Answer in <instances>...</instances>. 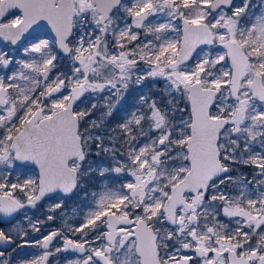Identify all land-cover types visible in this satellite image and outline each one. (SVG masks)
<instances>
[{
  "label": "snow or ice",
  "instance_id": "obj_1",
  "mask_svg": "<svg viewBox=\"0 0 264 264\" xmlns=\"http://www.w3.org/2000/svg\"><path fill=\"white\" fill-rule=\"evenodd\" d=\"M29 38L0 49V216L85 203L18 264H264V0H0Z\"/></svg>",
  "mask_w": 264,
  "mask_h": 264
},
{
  "label": "flooded vegetation",
  "instance_id": "obj_2",
  "mask_svg": "<svg viewBox=\"0 0 264 264\" xmlns=\"http://www.w3.org/2000/svg\"><path fill=\"white\" fill-rule=\"evenodd\" d=\"M237 3H239V0H236ZM254 3L258 2V0H253ZM259 9H257L258 11ZM42 37H49L54 38V36L49 32H41ZM31 39L22 40L19 44L15 46H10L7 44V42H4L0 40V49H10L11 53L14 54L17 58H24L23 57V48L27 46V44L31 43ZM163 81H156V90L153 91L152 96H155L159 91H161ZM151 84L152 81H146L144 85H141L140 88H142L145 92L151 91ZM136 88H130L129 90ZM130 92V91H129ZM151 93V92H150ZM95 114V113H94ZM34 168V166H32ZM233 174L237 173L235 168H233ZM238 169L242 171H248L251 173L253 171L252 168L246 167L244 165H240ZM30 175H35L34 171L29 172ZM247 178L251 179V175H247ZM44 202H42L43 204ZM71 202L69 201L66 204V209H70ZM27 216L31 219V221H43V223L39 224L40 231L34 232L30 226L29 219L25 218V210H22L21 212L15 213L13 217H6V216H0V230H3L5 234H11L14 237V241L12 245H3L0 244V250L5 252V256H10L12 261L15 262V264H18L19 260L21 258H31L33 255H37L40 253V249L34 244L32 246L25 244L23 247H19L24 240H27L29 242H35L38 238H41L44 235H47L50 231L56 230V221L53 220L51 223H47L46 221V215L44 214H38L36 213L35 209L28 210ZM24 231L27 232L28 235L21 238L20 232ZM54 245L60 246L62 245V241L57 238L54 240ZM13 249H15L13 251ZM78 258V254L74 252H60L53 257L50 258L51 262L53 264H68V261L74 260Z\"/></svg>",
  "mask_w": 264,
  "mask_h": 264
},
{
  "label": "rangeland",
  "instance_id": "obj_3",
  "mask_svg": "<svg viewBox=\"0 0 264 264\" xmlns=\"http://www.w3.org/2000/svg\"><path fill=\"white\" fill-rule=\"evenodd\" d=\"M43 38L51 39L49 37H43ZM60 70L67 71L66 62H63V61L61 62ZM155 83H156V81H152L150 90L151 89L153 91L156 90L157 87H156ZM152 90L151 91H147L148 94L151 95V96H152V93H153ZM153 97H160V98L166 99V96H165V93H164V82L162 83L161 91H159ZM102 158H104L103 154H101V156H92V157H90V159L93 160V161H98V160H100ZM240 165H242V164L233 165V168H235V170L237 172V173H235L233 175H237V176L243 175L245 177L247 175H251V176L253 175V171L251 173H249L248 171H242V170L238 169V167ZM92 183H94V181H90L89 183L85 184V189H90ZM70 202H71L70 209H66V207H64L62 210H57V218L55 219V221H56L55 225H56L57 229H63L64 228V223L63 222H64L65 219L68 220L69 224H77V223H79L78 217L81 214V210H82V208L84 206V203H85L84 192H81L80 196L75 197L73 200H70ZM51 203H52L51 201H48L47 203L44 202L43 203V207H38L37 209H35L36 213L47 215L48 214V207H49V205ZM27 212H28V210H25V213H27ZM61 212L63 214H59ZM46 221H47V219H46ZM47 223L49 224V223H51V221H47Z\"/></svg>",
  "mask_w": 264,
  "mask_h": 264
},
{
  "label": "water",
  "instance_id": "obj_4",
  "mask_svg": "<svg viewBox=\"0 0 264 264\" xmlns=\"http://www.w3.org/2000/svg\"><path fill=\"white\" fill-rule=\"evenodd\" d=\"M41 32H49L54 36V33H52L50 28H48V27H45L44 29H42Z\"/></svg>",
  "mask_w": 264,
  "mask_h": 264
},
{
  "label": "trees",
  "instance_id": "obj_5",
  "mask_svg": "<svg viewBox=\"0 0 264 264\" xmlns=\"http://www.w3.org/2000/svg\"><path fill=\"white\" fill-rule=\"evenodd\" d=\"M129 91H130L129 93L132 94L133 96L137 94V89L136 90L131 89Z\"/></svg>",
  "mask_w": 264,
  "mask_h": 264
}]
</instances>
